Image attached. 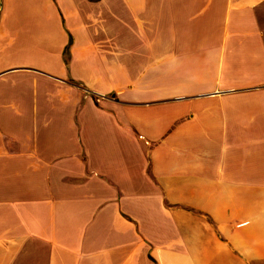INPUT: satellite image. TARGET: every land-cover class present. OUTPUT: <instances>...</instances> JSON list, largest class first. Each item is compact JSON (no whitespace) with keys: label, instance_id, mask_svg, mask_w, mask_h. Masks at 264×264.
Here are the masks:
<instances>
[{"label":"crops","instance_id":"crops-1","mask_svg":"<svg viewBox=\"0 0 264 264\" xmlns=\"http://www.w3.org/2000/svg\"><path fill=\"white\" fill-rule=\"evenodd\" d=\"M0 264H264V0H0Z\"/></svg>","mask_w":264,"mask_h":264},{"label":"trees","instance_id":"trees-1","mask_svg":"<svg viewBox=\"0 0 264 264\" xmlns=\"http://www.w3.org/2000/svg\"><path fill=\"white\" fill-rule=\"evenodd\" d=\"M68 47H69V45H68ZM68 47H67V49H68Z\"/></svg>","mask_w":264,"mask_h":264}]
</instances>
